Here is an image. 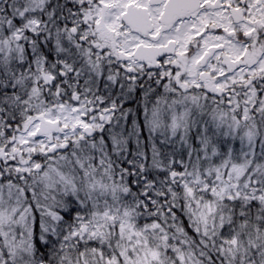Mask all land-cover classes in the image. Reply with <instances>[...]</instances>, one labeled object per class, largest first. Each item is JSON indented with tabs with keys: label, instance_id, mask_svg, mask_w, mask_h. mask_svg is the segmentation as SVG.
Here are the masks:
<instances>
[{
	"label": "snow or ice",
	"instance_id": "6c2138e0",
	"mask_svg": "<svg viewBox=\"0 0 264 264\" xmlns=\"http://www.w3.org/2000/svg\"><path fill=\"white\" fill-rule=\"evenodd\" d=\"M0 264H264V0H0Z\"/></svg>",
	"mask_w": 264,
	"mask_h": 264
}]
</instances>
